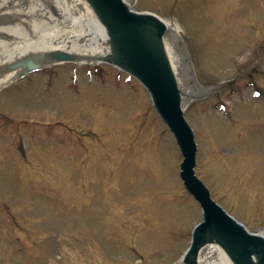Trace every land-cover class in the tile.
Segmentation results:
<instances>
[{
  "label": "rangeland",
  "instance_id": "374dc122",
  "mask_svg": "<svg viewBox=\"0 0 264 264\" xmlns=\"http://www.w3.org/2000/svg\"><path fill=\"white\" fill-rule=\"evenodd\" d=\"M129 5L186 32L207 89L186 114L196 173L230 214L264 231V92L253 96L254 82L264 91V0ZM6 111L17 123L0 129V264H179L202 209L183 186L173 134L138 82L83 64L1 93Z\"/></svg>",
  "mask_w": 264,
  "mask_h": 264
},
{
  "label": "water",
  "instance_id": "95a60500",
  "mask_svg": "<svg viewBox=\"0 0 264 264\" xmlns=\"http://www.w3.org/2000/svg\"><path fill=\"white\" fill-rule=\"evenodd\" d=\"M87 1L0 0V88L23 74V69L10 70L17 61L36 58L48 62L49 53L55 51L71 53L79 58L81 64H55L31 74L29 78L83 64L118 71L104 63L97 65L91 62L110 50L101 20L111 38V54L107 61L131 73L147 87L157 111L175 133L185 156L181 176L189 191L200 201L205 218L195 231L189 263L196 264L201 247L216 243L234 264H264V238L250 235L227 215L194 176L196 146L192 130L184 118V99L180 90L189 84L167 33L166 47L180 87L171 69L163 43V24L153 16L131 13L122 0ZM124 1L129 4V0ZM61 58L69 57L61 55ZM192 97L190 89L186 92V101H191ZM194 102L193 98L185 116Z\"/></svg>",
  "mask_w": 264,
  "mask_h": 264
},
{
  "label": "bare ground",
  "instance_id": "6f19581e",
  "mask_svg": "<svg viewBox=\"0 0 264 264\" xmlns=\"http://www.w3.org/2000/svg\"><path fill=\"white\" fill-rule=\"evenodd\" d=\"M132 0H129V3L131 4ZM167 27H168V33L170 35V38L172 40L173 46L175 48V51L177 53V56L179 58V61L181 63V66L183 68V71L185 73V76H189L191 77L192 81L196 82L194 80V75L192 73V71L190 72V74H188L187 68H189V70L191 69L190 66L187 64V56L185 54L184 48L181 46V38H180V33H179V29L178 27L170 22H167ZM180 48L182 50V54L180 53V50L178 49ZM186 76V79H187ZM188 80V79H187ZM197 83V82H196ZM189 84V82H188ZM198 84V83H197ZM196 90L195 89H191L193 96L195 95L196 91H200L202 90V87L198 84V86L196 85ZM199 89V90H198ZM195 91V92H194ZM199 264H232L231 261L229 260V258L227 257V255L223 252V250H221V248L217 247V246H211L208 247L207 249H205L200 257V261Z\"/></svg>",
  "mask_w": 264,
  "mask_h": 264
}]
</instances>
